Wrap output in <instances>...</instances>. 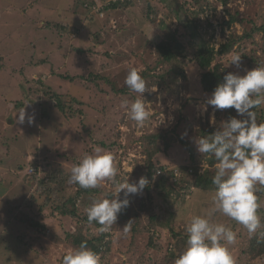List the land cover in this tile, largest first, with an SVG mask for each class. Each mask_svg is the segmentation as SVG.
Listing matches in <instances>:
<instances>
[{
	"label": "rangeland",
	"instance_id": "rangeland-1",
	"mask_svg": "<svg viewBox=\"0 0 264 264\" xmlns=\"http://www.w3.org/2000/svg\"><path fill=\"white\" fill-rule=\"evenodd\" d=\"M103 1L0 0V54L3 58L8 56L11 63L0 69V141L9 136V142L4 141L5 145L9 143L6 149L0 143V158L6 150H14L0 164V229L4 232L6 228L15 243L18 235L31 234L30 221L35 217L47 227L43 237L33 234L38 238L36 248L42 247L41 254H28L25 249L29 246L20 245L19 250L12 247L1 253L0 264H60L68 251L78 249L71 243L73 238L65 246L60 242L66 233L74 232L79 240H84L85 234L99 237L100 226L83 223L86 208L96 199L115 198L113 184L105 181L97 189L74 195L76 188L67 183L71 168L85 154H93L95 147L114 155L121 181L128 178L134 183L153 173L149 190L130 195L129 206L122 209L116 225L106 233L103 241L113 233L112 252L111 259L102 264H121L125 257L131 260L125 252L133 250L149 254L151 241L161 248L162 256L173 251L177 255L161 264H175L186 245L179 244L187 237L186 222L208 207L214 194L193 185L197 178L194 169L198 173L212 171L209 158L197 151L195 141L208 136L209 129L221 128L222 122L229 119L231 108L216 110L207 104L212 93L202 89V72L196 63L185 59L166 67L150 42L155 44L165 38L175 44L177 51L195 52L198 46L191 42V36L198 34L201 40L218 48L231 35L241 36L255 30L252 27L264 26V0H155L160 5L158 13L152 12L159 23L156 25L145 20L154 0H135L132 6L124 3L119 8H100L97 12L104 6ZM134 11L143 20L135 23L131 15ZM230 15H236L238 20L228 27L224 22ZM44 22L48 28L42 29ZM57 23L67 26L66 33L61 34ZM254 33L253 39L243 38L233 49H240L247 56L255 54L263 62L264 32ZM28 36H33L35 45L32 51L25 50V55L20 46ZM131 49L135 54L130 53ZM232 55L233 51L228 50L218 55L213 64L237 73L235 65L228 66ZM25 59H31L29 65ZM39 59H45V63L37 65ZM89 65L99 69L108 81L100 78L96 84L81 77L68 80L62 76H86ZM241 66L239 74L243 75V70H251L248 67L253 65L242 58ZM19 68L24 70V76L18 75ZM133 68L147 82L142 99L152 116L143 126L131 120L125 104L139 98L124 83ZM48 87L59 92L61 104L72 112V117L51 106L55 101L43 94ZM125 87L120 96L116 94ZM152 87L155 92L147 90ZM22 109L26 112L23 124L18 120ZM31 115L34 121L30 124L27 117ZM100 140L104 143H98ZM39 170L48 176L39 178L41 183L33 177ZM158 170L167 177L172 195L167 200L153 187ZM260 193L263 195H258V215L263 219L264 191ZM73 196L75 200L71 199ZM124 198L123 192L118 194L117 199ZM59 209L74 210L75 217L59 215ZM169 210L177 214L171 216ZM130 220V230L125 233L124 226ZM215 220L228 224L237 233L236 243L228 245L236 264H264V254L252 256L248 252L250 241L255 235L260 238L264 227L249 235L243 226L219 213ZM173 230L180 234L179 238ZM52 231L54 234H50Z\"/></svg>",
	"mask_w": 264,
	"mask_h": 264
},
{
	"label": "clouds",
	"instance_id": "clouds-1",
	"mask_svg": "<svg viewBox=\"0 0 264 264\" xmlns=\"http://www.w3.org/2000/svg\"><path fill=\"white\" fill-rule=\"evenodd\" d=\"M41 28H48L47 24L44 22ZM241 59L239 54L232 55L228 66L241 68ZM243 71V75L239 72L224 75L207 101L216 110L235 109L236 116H230L222 122L221 128L195 141L200 154L216 161L212 177L214 194L208 207L186 222V245L175 264H236L228 245L236 243L237 233L228 224L215 220L218 213L243 226L249 235L264 227L258 215L261 207L258 192L264 189V123L257 122L254 111L264 107V67ZM124 83L130 92L139 94V98L130 105L125 104L131 120L143 126L152 116L142 99L147 82L133 68ZM147 90L155 92L156 88ZM25 118L26 112L22 109L18 120L23 124ZM27 120L31 124L34 115L28 116ZM117 177L114 155L95 147L93 154H85L71 168L67 180V183L77 184L82 189H96L105 181L113 184L114 199H96L86 208L88 222L100 225V233L110 232L116 225L118 214L129 206L128 197L141 193L149 184L146 177L134 183H130L128 178L121 181ZM121 192L125 197L123 200L117 199ZM130 226L131 220L124 226L125 233ZM62 264H101V257L82 243L78 249H72L63 256Z\"/></svg>",
	"mask_w": 264,
	"mask_h": 264
},
{
	"label": "trees",
	"instance_id": "trees-1",
	"mask_svg": "<svg viewBox=\"0 0 264 264\" xmlns=\"http://www.w3.org/2000/svg\"><path fill=\"white\" fill-rule=\"evenodd\" d=\"M154 3L150 6L152 9L150 11H146V17L145 20H151L152 25H156L159 24L156 20L155 17H152V12L154 13H158L157 10V6L159 5V3L157 1H153ZM124 3L129 4L128 6H132L130 4L135 3V0H104L103 4L104 6H100L99 9L97 10V12L103 9L104 11L110 10V9H115V8H119L121 6H123ZM126 5V4H125ZM137 5V4H134ZM86 7H88V5H85ZM160 6V5H159ZM139 10V8H138ZM131 15H133L135 17V23H137L138 20H143L141 17H139L138 14H136V12L134 11L133 13H131ZM236 20H238L236 15H230L228 20H226L224 22V24H227L228 27L232 24V22H235ZM87 22V21H85ZM85 22L83 24H85ZM145 22V21H144ZM147 24V23H145ZM144 24V25H145ZM57 28L59 29V31L61 32V34H64V32L66 33L67 31V26L66 25H59L58 23L56 24ZM158 26V25H157ZM255 28L252 29L249 33L243 34L241 36H234L231 35V38L228 41H225L224 43H222L218 48H215L214 46L210 45L208 42H204L203 40H201L199 38V35H192L191 38L193 39L195 46H198L195 52L192 51H177L179 49L176 48L175 44L172 43L169 39H165V38H161V40H159L158 42H156L155 44H153V42H150V46H153L156 49V54L158 53L159 56V60L161 62H165L166 63V67H170L173 64H179L182 60H189L192 61L194 63H196L199 68L201 69V86L203 90H207L208 92L213 93L214 89L216 88V86L221 83L223 81V77L224 75H226L227 73H229V71L227 72L225 69L221 68L220 65L217 64H213L215 58L219 55H223L225 53H227L228 50H232L233 51V55L235 54H239L242 56V58H246L248 65H253V66H249V69H252V67H254L255 65H258L259 67H264V61L262 62V60L260 58H258L259 56L255 55V54H251L249 56H247L246 54L243 53V51H241L240 49L238 50L233 49V45L237 42H239L240 40H242L243 38L245 39H253L251 38L255 33L254 31H263L264 32V26H256V27H252ZM77 30L79 31V29L77 28ZM69 31V30H68ZM176 32V31H175ZM20 35L22 34V32H19ZM35 45V42L33 40V36L31 37H27L26 40L23 42V45L20 46V49H24V53L26 55L25 50H33V47ZM152 47H150L151 49ZM89 50H92L91 45L89 46ZM131 54H135L134 50L131 49L130 50ZM150 54H152V51L150 50ZM26 57V56H25ZM9 57L5 56L3 58V55L0 54V69L3 68L4 66H6L7 64H11L8 62ZM45 59H39L37 65H41L44 62ZM23 61V60H22ZM31 59L28 60H24V62L27 63V65L30 64ZM23 62V63H24ZM89 64V63H88ZM168 64V65H167ZM13 65H19L18 64H13ZM242 66L239 69H236L237 72H242ZM15 72H17L15 70ZM18 75L24 76V70L22 71V68L18 69ZM244 73V72H243ZM64 77H67L68 80H74V79H80L84 78L85 80L89 79L92 81H95L96 84H98V79L102 78L104 79V81H108L107 78L104 77V75L101 73V71L95 70L93 69V67L91 65H89V72L87 73V75L82 76V75H62ZM89 77H91L92 79H90ZM160 77H163V75H161ZM166 78V76H165ZM168 78H166L167 80ZM1 81V80H0ZM39 82H42L40 79L38 80ZM38 81H35L36 83ZM26 82V80H25ZM15 82H11V84H13ZM23 88V86H22ZM48 90H44L43 94L46 95L48 94V98L50 100H54L55 103L51 104V106L54 107L55 110L63 113V114H70L72 112L68 111V109H66V107L61 104V100L59 98V92L55 91L53 89H51L50 87H48ZM126 90L125 88H122L118 91H116V94L119 95V93L121 94L122 92H124ZM120 96V95H119ZM73 100H77V98L75 96L71 97ZM79 102V100H78ZM17 106V105H16ZM24 108V106H23ZM68 108V107H67ZM20 109V108H19ZM105 109L102 110V112H104ZM254 111H256L257 113V122L258 123H264V107L258 108V109H254ZM9 113V112H7ZM106 114V112H104ZM70 117H72V114L68 115ZM230 116H236V111L235 109H230ZM66 117V116H64ZM237 118H242V117H237ZM218 128H212L208 130V135L212 134L213 132H215ZM88 133V132H87ZM24 135H22V137H18L19 140L23 139ZM82 138H84L83 136H81ZM4 141L6 143V141L9 142V136H7L5 139L3 137V139L0 141V143H2L6 147H8L7 143L6 145L4 144ZM103 142L102 140L98 141V143ZM19 143V141H17V144ZM104 143V142H103ZM101 143V144H103ZM106 144V143H105ZM14 150L11 148L8 151L6 150V152L3 154L4 157L0 158V164L1 161L3 159H8L11 152H13ZM36 155V154H35ZM208 163H209V167L212 169V171H209L208 169L205 170V172L203 173H198V171L196 169H194L193 171L197 174V178L195 177V181L193 182L194 186L200 187L201 189L207 190V191H211L214 193V186L212 184V177L215 174V164L216 161L214 158H209L208 159ZM2 165V164H1ZM37 165V162H36ZM6 166V165H5ZM38 167V165H37ZM160 171V170H159ZM40 173L35 172L34 174V179L35 181L38 180L39 178H48L45 172L40 171ZM41 174H43V176H41ZM165 174L167 175V171L165 170ZM153 173H149V176H146L147 179L149 180V184L148 186L145 187V189H147L146 191L149 190L150 188V181L152 180V176ZM163 171H160V173H157V176H155V181H154V185L153 187L157 188L158 191H160V195L164 196L167 200V198L169 199L172 195H171V191L170 188H167V177H165V175L163 176ZM41 176V177H38ZM39 183H41V179H39ZM73 186L76 188L75 194L74 195H78L81 192H90L89 189H82L80 188L77 184H73ZM97 189V188H96ZM264 191V189H262ZM95 192V191H94ZM171 195V196H170ZM258 195H263V194H259ZM114 197L111 196V199H113ZM71 199L75 200V196L71 197ZM165 212L168 210L164 209ZM171 213V216H175L177 213L176 211H171L169 210ZM59 213V215H65V216H73L74 215V210H70L67 211L66 209H59L57 211ZM259 212V211H258ZM1 215V213H0ZM87 214H85V218L83 220V223L88 222L87 219ZM3 218V217H1ZM79 222V220H76ZM261 221L264 222V217L262 219L261 216ZM22 223H24L23 220H21ZM31 222V228L32 231H30L31 234L26 235L23 234L21 237L20 235H18L17 237L14 238V242L12 243V237L8 236L9 233H6V228L5 231L3 232V230H1L3 228V226L0 229V254L3 253L4 251H7V249H11L12 247H16V249H18L17 247H19L21 245V248L25 247V246H29V249L26 248L25 252L26 253H30L31 251H35L36 253H40L41 254V249L42 247H40L39 249L36 248V246L38 245V242H35L38 238L36 236H34L33 234H37L38 236L41 235L43 237V234L46 233V225L44 223H40V220L38 221L35 217L34 221H30ZM35 222V223H34ZM32 223L34 225H32ZM90 224V223H89ZM93 225L99 227L100 225H98L97 223L93 222ZM78 227V226H77ZM261 230V229H260ZM55 232V231H54ZM54 232L52 231V233L50 234H54ZM260 231H258L257 233H259ZM173 233L175 235L176 238H179L180 234L177 231L173 230ZM74 232H70V233H66L65 238H61L60 242L62 244L67 245V240L68 239H72L71 243L75 246V247H80V245L82 243L86 244V246L95 251L96 253H98L101 257V264L104 263V260L108 259V261L111 259V245L113 243L112 239H113V233L110 234L109 239L106 241H103L104 238L107 236L106 233H101L99 235V237H93L92 235H89L87 237V234L82 235L84 237V240L82 239H78L76 238V236L74 235ZM81 234V233H79ZM24 236V237H23ZM259 236V235H258ZM253 237V236H252ZM150 239H153V236L150 237ZM186 239L187 237H185L184 239H182L181 241H179V244H185L186 243ZM12 240V241H11ZM13 246H10V245ZM43 246V245H41ZM249 254L252 256H259V255H263L264 254V234H262V236L259 238L257 237V235H255L253 237V239L250 241L249 243ZM148 247H150V249H152V251L149 254H138L135 250L131 251L130 253L125 252L126 256L131 257L132 259H128L125 257V259H123V261L121 262V264H161V263H165L166 259H170V258H175V251L173 252H169V253H164V255L162 256L161 254V248L154 244L152 241L150 244H148ZM32 248V249H31ZM19 250V249H18ZM110 254V255H109ZM62 263V260H60V264Z\"/></svg>",
	"mask_w": 264,
	"mask_h": 264
}]
</instances>
